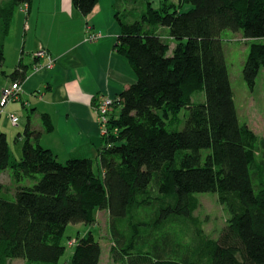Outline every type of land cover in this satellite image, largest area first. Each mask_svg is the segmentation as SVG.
Wrapping results in <instances>:
<instances>
[{
    "label": "trees",
    "instance_id": "obj_1",
    "mask_svg": "<svg viewBox=\"0 0 264 264\" xmlns=\"http://www.w3.org/2000/svg\"><path fill=\"white\" fill-rule=\"evenodd\" d=\"M98 1L73 4L87 17ZM32 2L0 4L3 35L17 6ZM147 12L120 23L117 51L137 79L116 100L113 131L97 156L100 175L91 157L58 159L30 123L19 159L0 133V264H59L70 224L92 225L96 210L107 208L120 264H264V138L238 117L222 39L230 30L251 41L242 74L254 89L264 69V0H178ZM160 26L168 42L151 30ZM4 61L0 41V68ZM26 69L20 62L10 74L13 85L22 86ZM212 193L231 217L217 239L196 215L200 195ZM74 246L69 264H101L92 230Z\"/></svg>",
    "mask_w": 264,
    "mask_h": 264
},
{
    "label": "crops",
    "instance_id": "obj_2",
    "mask_svg": "<svg viewBox=\"0 0 264 264\" xmlns=\"http://www.w3.org/2000/svg\"><path fill=\"white\" fill-rule=\"evenodd\" d=\"M119 1L99 0L86 17L75 9L73 0H33L28 11L17 6L14 15H18L16 19L13 16L8 36L0 25L5 51L1 68L7 73V80L0 83V102L2 92L13 86L10 74L20 62L27 68L19 98L0 106V133L6 134L18 159L30 123L40 133L41 143L58 159L91 157L99 163L102 124L98 106L105 98L120 96L137 79L128 58L116 52L122 28L112 9ZM90 32L100 38L90 40ZM8 45L12 54L7 60ZM44 50V58L49 55L56 60L51 70H40L46 60L35 59V54ZM46 113L54 126L52 132L46 131L43 122ZM11 114L20 118L17 124ZM3 116L8 119L5 123Z\"/></svg>",
    "mask_w": 264,
    "mask_h": 264
},
{
    "label": "rangeland",
    "instance_id": "obj_3",
    "mask_svg": "<svg viewBox=\"0 0 264 264\" xmlns=\"http://www.w3.org/2000/svg\"><path fill=\"white\" fill-rule=\"evenodd\" d=\"M6 1L7 0H0V4H3ZM177 1L178 0H120L118 3L116 2L117 4L115 3L116 5V7L114 5L115 10L114 7L112 9L114 11V20L120 26H122V24H120L122 22L137 23L138 21L142 20L145 17V15L148 13L147 11L149 9V6H151L152 9L160 10V8L166 5V3L169 4L171 2L177 3ZM28 9L29 7L26 8L27 11ZM17 15L18 13L14 15V19H16ZM151 30L162 35L163 40H165L166 42L169 41L168 38L170 33L167 29L160 26V28L153 27L151 28ZM222 39L223 42H225V49L227 52L228 63H229V74H231L234 96L236 98V107H238V117L240 118L241 123H246L252 130H254V132L259 137L264 138V69L261 70L260 72L261 74L256 80V84H257L256 87H254V89L248 88V86L244 81L242 71L244 68L243 66L244 61L247 59V56L249 54V47L251 41H247L241 33L235 34L230 30L223 34ZM171 44L173 46L175 45L172 42ZM118 47L116 45L117 53H119L117 51ZM7 51H8V57H7L8 60L10 59V56L12 54V51H10L9 49V45ZM43 60H46L45 62L46 65L49 64V60H47V58L43 57ZM54 61L56 64V60ZM3 70L5 69L0 68V83L4 80H7V75H4L2 73ZM118 97L115 98L109 97V100L112 101V104L109 106L115 107L116 106L115 100ZM197 99L200 100V97L196 96L194 100L196 101ZM106 113H107L106 115H102L101 113L99 116V122L100 124H102L101 146L103 145L106 136L110 135V132L113 131V127L111 123L112 115H110L112 113H110L109 108L106 109ZM0 115L2 114L0 113ZM185 117H186V112L182 111L175 120L176 125H179L177 120H179L180 122L182 121L181 123H183L186 119ZM107 118H108L107 122L104 123ZM7 120H8L7 117L3 116L2 123H5ZM14 150L17 153V150L16 149ZM14 158L18 159L15 153H14ZM92 160L94 162V168L96 172L100 175L99 164L97 163L95 158ZM3 177L6 178L4 175ZM6 180L13 181L14 179L13 176L11 177L10 174L9 178H7ZM14 185L16 188V184ZM8 186H10L9 183ZM7 195L9 199L11 200L14 199L12 192L7 193ZM200 200H201L199 205L200 208L197 211L196 215L203 220V225H204L203 228L205 229V233L210 238L217 239L221 236L224 227L228 224L229 220L231 219L228 208L227 206L222 204L218 196H216L213 193L201 194ZM110 213L111 211L109 208L103 210H96V217L93 222L94 224L92 225H87L85 223H81V224L71 223L65 232L66 240L72 237L69 243L70 248L67 249V252L62 257L59 264H69L71 262L72 250L75 247L74 244H76L78 238L84 236L89 230H92L94 234L97 235L99 239V243L102 247L101 264H120L119 262H116L114 260L112 255L114 242L112 239V235L110 233V222H109ZM78 231H80V233H78ZM10 264H26V261L23 259L22 260L17 259L15 261H11Z\"/></svg>",
    "mask_w": 264,
    "mask_h": 264
},
{
    "label": "built area",
    "instance_id": "obj_4",
    "mask_svg": "<svg viewBox=\"0 0 264 264\" xmlns=\"http://www.w3.org/2000/svg\"><path fill=\"white\" fill-rule=\"evenodd\" d=\"M97 38H98L97 34H90V40L95 41V39H97ZM45 54H46V52L42 51V53H40L39 56L45 57ZM46 58H47V60H49V64L48 65L41 64L39 66L40 70L41 69H50L51 70L54 67L55 61L53 60V58H51V56H49V55ZM21 88H22L21 85L19 86V85L15 84V85H13V87H10L9 89H5L2 92L3 96H2V100H1V106L5 107L7 104H10V102L15 101L20 95L19 93H20ZM108 100L109 99H104L98 106V112L100 113V111H101L102 115L107 114L106 113L107 108H109V110H110L111 106H109V105L112 104V101L111 100L108 101ZM11 117H12V122L14 124H17L19 122L18 117H14L13 115H11ZM107 120H108V118L105 120L104 123H106Z\"/></svg>",
    "mask_w": 264,
    "mask_h": 264
},
{
    "label": "clouds",
    "instance_id": "obj_5",
    "mask_svg": "<svg viewBox=\"0 0 264 264\" xmlns=\"http://www.w3.org/2000/svg\"><path fill=\"white\" fill-rule=\"evenodd\" d=\"M90 34H94V33L90 32ZM96 34H97V33H96ZM97 35H98V38H99V37H100V34H97ZM37 54H38V55L35 56V59H36V60L40 61L41 58L43 59L42 56H41V57L39 56L40 53H37ZM36 57H37V58H36ZM42 64H45V63H42ZM48 70H50V69H48ZM21 87H22V86H21ZM2 96H3V95H2ZM19 96H20V95H19ZM118 98H119V97H118ZM105 99H109V98H105ZM103 100H104V99H103ZM103 100H102V101H103ZM112 100H115V99H112ZM116 100H117V98H116ZM116 100H115V101H116ZM102 101H101V102H102ZM13 102H14V101H13ZM0 103H1V102H0ZM116 103H117V102H115V104H116ZM7 105H8V104H7ZM0 106H1V104H0ZM5 107H6V106H5ZM1 108H4V107L1 106ZM113 109H115V107H114V106H111V107H110V110H109L110 113H112V114H113ZM112 114H110V115H112Z\"/></svg>",
    "mask_w": 264,
    "mask_h": 264
},
{
    "label": "flooded vegetation",
    "instance_id": "obj_6",
    "mask_svg": "<svg viewBox=\"0 0 264 264\" xmlns=\"http://www.w3.org/2000/svg\"><path fill=\"white\" fill-rule=\"evenodd\" d=\"M8 1V0H7ZM96 34V33H95ZM89 36H90V34H89ZM52 58V57H51Z\"/></svg>",
    "mask_w": 264,
    "mask_h": 264
}]
</instances>
